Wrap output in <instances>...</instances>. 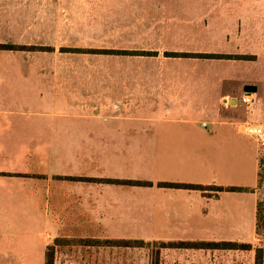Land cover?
I'll use <instances>...</instances> for the list:
<instances>
[{"label":"crops","instance_id":"1","mask_svg":"<svg viewBox=\"0 0 264 264\" xmlns=\"http://www.w3.org/2000/svg\"><path fill=\"white\" fill-rule=\"evenodd\" d=\"M43 5H47L48 9H42ZM45 22H48L49 32L55 34L54 41L41 44L19 40L26 36V33L33 36L42 31L41 23ZM0 37L3 39L0 40V45L48 49L0 48V237H3L0 238V263L45 264L48 253L56 245H66L72 248L63 250L65 260L73 258L87 262L91 254L95 261L103 264L106 257V240L161 243L163 247L158 255L156 253L155 257L150 256L151 263L153 261L155 264H255V248L261 245L263 246L259 248L263 249L264 261V233L256 234L260 172L258 145L256 140L243 133L241 128L244 122L250 121L242 112L244 105L241 103V97L245 88L256 86L258 92V85H264V0H0ZM84 38L100 41L112 39L113 45L108 48H88L86 45V48L82 41L77 44ZM7 39H11V42H3ZM75 49L99 52L69 51ZM106 50L117 53L100 52ZM35 53L49 55L48 61L41 62L38 55L33 58L34 61L25 57L26 54ZM63 54L64 59L61 57ZM67 54L74 55L76 63H83L86 58L84 56H112L118 57L120 62L138 60L126 68H120L128 72L121 78L118 76L119 81L114 86H128L135 93L140 91L146 94L147 89L157 90L162 94L168 93L161 97L173 103V106H177L178 102H204L200 96L206 97L207 92L196 90L198 94L195 98L189 96L188 93L195 92V87H207L208 92H217L219 95L216 101L219 102V107L203 105L197 107V113L210 118V122H204L213 126L215 134L225 132L233 139H245L248 143H253L255 151L252 154L256 160L254 184L216 187L208 182L185 183L204 186V190L159 187L160 192L167 194L162 196L160 201L159 216L154 211L144 216L135 211L132 217L127 215L120 218L125 212H129L128 203L120 204L122 195L127 193L123 189L130 186L127 182L100 179L106 176L104 173L102 175L105 176H98L83 172L70 174L66 171L74 168V157L80 159L81 171L84 165L88 166L89 163L93 165L92 171H99L101 166L118 161L146 160L152 156L151 151L157 146L135 141L136 135L143 132L121 127L110 128L97 131L96 142L82 140L74 145L66 143L65 140L52 139V129L47 135V129L42 130V123L33 120L45 116L67 118L70 114L48 115L34 110L7 108L15 104L7 102L12 100L10 97H15L16 91L9 88L13 84L8 85V76L13 75L10 71H19L25 67L40 69L45 65L52 69V79L42 77L41 80L26 81L33 92H36L35 87L39 88L45 83H52L55 87L58 84L71 87H78L74 86L77 85L75 83L89 84L92 80L90 78L59 77L58 71L68 72L70 67L68 63L60 61H69ZM198 55L230 58H206ZM19 56L26 60L18 61ZM151 60L158 65L152 64ZM140 61L142 62L139 63ZM108 76H111V73L107 78H97L94 82L98 85L113 82H110L113 78ZM13 82L22 87L28 84L21 83L22 80ZM123 91L127 89H119L116 92ZM71 92L72 94L68 95L71 98L69 103L75 101L79 103L77 106L89 104L77 99L78 94H82L77 93L78 90ZM184 94L188 97L182 96ZM45 95L39 96L43 100ZM99 95L96 94V99L87 96L93 103L91 109H108L113 100L109 99L106 104L104 99L98 98ZM34 96L37 95L31 94L30 97L33 99ZM123 97L126 96L123 94L121 98ZM58 99L52 96L40 102L37 98L32 107L40 103L61 102V98ZM233 99H236V105L230 104ZM255 104L256 118L258 121L264 120V108ZM22 105L25 106L24 103ZM69 107H72V104H69ZM87 107L89 108V105ZM126 107L130 105L125 104ZM187 110L184 108L183 111ZM193 110H196L194 106ZM111 118L127 119L120 116ZM254 124L264 127V122ZM69 132L71 131L64 129L62 133L69 135ZM86 132L93 134L92 131ZM69 150L74 152H67ZM148 186L145 188H156L155 184ZM232 188L236 191L230 192H242L243 195L250 193L254 197L255 230L251 244L243 238H197L195 235L199 231L237 230L241 227L238 228L235 224L238 219L235 217L237 221L233 220L232 216L235 214L232 212L225 211L218 216L219 211L216 212L208 203L200 209L196 208V203L190 199L192 203L189 206L185 200H178L180 198L172 200V196L174 198L177 194L186 193L200 194L203 200L210 202L220 200L223 196L221 193ZM117 192H120V195H116ZM154 208L159 209L155 206ZM237 210L236 215H246L242 209ZM228 226L230 227L226 229ZM136 230L153 231V235L146 239L140 238L132 234V231ZM5 231L17 233L10 238L2 236L6 235ZM223 242L253 245L254 249L250 253L249 249L242 248L196 249L170 246L179 243ZM164 244L170 245L165 247ZM131 248L132 246L128 249ZM133 248H136L135 245ZM71 249L75 251L72 252ZM71 253H74L75 257H67ZM60 255L56 260H61ZM131 258L128 257L129 262Z\"/></svg>","mask_w":264,"mask_h":264},{"label":"rangeland","instance_id":"2","mask_svg":"<svg viewBox=\"0 0 264 264\" xmlns=\"http://www.w3.org/2000/svg\"><path fill=\"white\" fill-rule=\"evenodd\" d=\"M41 8H46L47 10L48 6L43 5ZM47 25L48 22L41 23V27H43L42 31L36 32L33 36L29 34L27 35V33L25 32L26 36L21 37V39L19 40L24 41L26 43H33V41H35L36 43L49 44L48 42L55 40V34L54 32H49V29H47ZM0 40H3L2 37H0ZM101 40L102 41H100V39L84 38L78 41L77 44L82 41L81 43L84 46L87 45L88 48L112 47V39ZM3 42H11V39H7ZM37 49L40 50L42 49V47L35 46L32 48V50ZM62 50L65 51V49ZM37 55L40 57L41 62L48 61L49 55H41L40 53H35V55L26 54L25 57H27L30 61H34L33 58L37 57ZM68 55L70 57L69 61H60L64 62L65 64L68 63L70 67H74H69L67 70L68 72H64L65 70L58 71L60 72L59 77L66 78L72 76L77 79L90 78L92 80L89 84L82 85L79 83H75L77 85L74 86L78 87L64 86L58 84L55 87L52 83H45V85H42L39 88L35 87L36 92H33L31 86L26 81L41 80L42 77H49L52 79V69L45 65L42 66L40 69L38 67H25L19 71H10V74L13 75L8 76V85L9 83L13 84L9 88L16 89V91L14 92L15 97H10L12 100H7V102H14L15 104L14 106L10 105L7 108H9L10 110H34L42 113H47L48 115H50L51 113L70 114V116H66L67 118L45 116L33 118V120L42 123V130L47 129V135L51 133L52 129V139H55L56 141L65 140L66 143H72L74 145L82 142V140L86 142H96L97 131H103L110 128L121 127L125 128V130L130 129L132 131L143 132L142 134L136 135L137 139H135V141H144L152 146H157V148H155V150L153 151L148 150L151 151V153L153 154L151 157L147 156L148 158L146 160L137 159L132 160L131 162L125 160L118 161L113 164L101 166L99 171H92L91 169L93 165L92 163H89L88 166L84 165L83 171H81L82 168H80V159H76L74 157V168L66 171L70 174H78V172H83L84 174H93L98 176H105L102 175L104 173L106 174V176L100 177V179L111 180L115 182H127L126 184H129L130 186L129 188H124L123 191L128 193V197H126L127 193L122 195L120 204L123 205L128 203L129 212H125L124 215L120 218H123L127 215L132 217L135 215V211L137 213L139 212L141 216H144L147 213L154 211L157 212V215L159 216L160 201L161 199H163L162 196L167 195L163 191L160 192L159 187H167L171 189L173 188V186L168 185H172V183H180L182 185H185V183L208 182L212 185H215L216 187H220L221 185L252 186L254 184V182L256 181V160L255 155L252 154L255 151L253 143H248V141L245 139H233L231 135L225 132L215 134L213 132V126L208 123L210 122V118L207 115L203 116L199 112L197 113V107H202L203 105H205L206 107L218 105L219 107V102L216 101L218 100L217 98L219 95L217 92L215 93L213 90L208 92L206 90L207 87H195V92L188 93L189 96L191 98H195L194 96L198 94L197 91L207 92L206 97L200 96L202 97V100H204V102H178L177 106H173V103L167 102L161 97L163 95H168V93L162 94L157 90L151 91L150 89H147L148 91L146 94L141 93L137 90V93H135L128 86H114L119 81L118 78L125 76V73L128 72V70L124 71L120 68H126L127 66L132 65L138 60H124L120 62V59H118V57L84 56L86 58H84L83 63H76L74 62V55L67 54V56ZM61 57H63L64 59V54ZM25 60L26 59L22 56L18 57V61ZM141 62L142 61H140L139 63ZM150 62L155 66L158 65V63L153 60H151ZM131 72L132 71L130 70L129 73ZM110 73L111 76L108 77L113 78L110 80V82H113L106 83L103 85H98L96 82H94L97 78H107V75H110ZM14 80H22L21 83L28 84L22 87L16 85L13 82ZM82 81L86 82V80ZM131 88L136 89V87ZM65 89L67 90V92L64 93ZM119 89H127V91H123V93H117L116 91ZM69 90L73 92L74 90H78L77 93L82 94H78L79 97L77 96V99L89 102V104H87L86 106H77V104L79 103H76L75 101L73 103H69L71 98L68 95L72 94V92ZM31 94H35L37 96H34V98L32 99V97H30ZM42 94H46L43 100L42 97L39 96ZM96 94L97 96L98 94H100L98 98L104 99L106 104L109 99L113 100V103L110 102L111 105L108 109H91V106L93 104L91 102V98L93 97L92 99H96ZM123 94L126 97L121 98ZM128 94L130 95L128 96ZM246 94H251L253 96L254 103H257V105H261L259 108H264L263 84L258 85V92L250 93L245 91L243 96ZM142 95H146L147 97ZM52 96H56V98H59L58 100H60L61 98V102L58 101L55 104L40 103L38 106L32 107V103L37 98L41 100L40 102H43ZM87 96L91 98L89 99ZM182 96L188 97L187 94H184ZM243 96L241 97L242 104ZM65 100H67V102H65ZM22 103H24L25 106H23ZM69 104H72V107H69ZM114 104H116V106ZM125 104H129L130 107L125 108ZM88 105L89 108L87 107ZM243 105L244 106L242 112L244 113V116L250 120V122H264V120L258 121L255 116L256 104H253L251 107L246 106L245 104ZM119 106L120 109L118 110ZM190 106L192 108H190ZM193 106L196 110H193ZM184 108L185 110H191L183 111ZM81 114L84 116H82ZM111 116L127 117V119L115 120V118H111ZM204 121L208 122L205 123ZM64 129H68L69 131H71L69 132V135L67 134L68 136L62 133ZM56 131L58 132L55 133ZM86 131H92L93 134H90ZM41 134L43 133L41 132ZM117 136L121 137V135ZM92 138L93 140H91ZM67 152L73 153L74 151L69 150ZM258 162L260 169L259 173L261 184H259L258 186L256 234L261 235L264 233V152H262L259 147ZM123 179H125L126 181H124ZM157 181L163 182L158 183ZM152 184H155L156 187L153 190L145 188L148 185L151 186ZM230 191V189L229 191H223L221 193L223 194V196L220 197V200H211L210 202L207 200H203L200 194L189 195L186 193L177 194V196L174 198L172 196V200L175 201L177 198H180L178 200H185L187 202L186 205L189 206V204L192 203L191 201H189L190 199L196 203V208L200 209L205 207L206 203H208L210 207L212 206V208H215L216 212L219 211L218 216H221L222 213H224L225 211L232 212L233 214H235L234 217L232 216L233 220L237 221L235 217H237L238 219V222H236L235 224L238 228L241 227V229L237 230L219 229L199 231L195 235L197 236V238H243L247 243L251 244L253 243V236L255 230L254 197L253 195H250V193L249 195H243L242 192ZM116 195H120V192H117ZM129 204L131 209H129ZM153 204L156 208L159 209H155ZM237 209H242L243 213H245L246 215L243 214V217L236 215L238 211ZM230 223L231 225L233 224L232 220H230ZM229 227L230 226L225 228L228 229ZM132 232L134 236L144 239L149 238L150 235H153V231L136 230ZM15 233H17V231H5L4 234L6 235L2 236L11 238V236ZM116 242L121 243L115 244ZM104 244L106 249V257L103 264H155L153 263V261L151 263L150 256L155 257L156 253L158 255L159 250L163 247V244L161 245V243L153 244L141 241L127 242L121 240H106ZM134 245L136 248H133ZM169 245L164 244L165 247H169ZM131 246V250L128 249ZM170 246L179 245L172 244ZM261 246H256L255 253L257 249H259V247ZM70 248L72 247H67L66 245H56L54 249L48 253L47 260L48 258H53V264H101L98 263L99 261H95L91 254L89 255V261L87 262L74 260L73 258L70 260H65L66 256H64L63 250ZM252 249H254L253 245H251V248L249 249L250 253L253 252L251 251ZM71 251L74 252L75 250L71 249ZM58 255H60L59 259L61 260H56ZM93 255L95 256V254ZM129 256L132 257L131 262H129ZM67 257H75V254L71 253L70 256ZM250 260H252L251 254ZM25 264L44 263L34 262ZM45 264H47V261L45 262Z\"/></svg>","mask_w":264,"mask_h":264},{"label":"trees","instance_id":"3","mask_svg":"<svg viewBox=\"0 0 264 264\" xmlns=\"http://www.w3.org/2000/svg\"><path fill=\"white\" fill-rule=\"evenodd\" d=\"M0 48H6V49H11V50H32L33 47H27V46H16V45H0ZM40 50H48V49H40ZM74 51H82V52H99L98 50H77L75 49ZM100 52H109V51H100ZM110 53H117L115 51H111ZM122 53H127V52H122ZM134 54V53H132ZM175 56H184L186 54H171ZM199 57H206V58H230L228 56H218V55H212V56H207V55H198ZM259 184H261L260 180V173H259ZM168 186H173L177 188H187V189H200L204 190V186H196V185H182V184H172ZM221 190V189H218ZM231 191H235V188L230 189ZM121 242H116L115 244H120ZM178 247H187V248H202V249H237V248H242V249H250L251 245H238L236 243H230V242H223V243H179ZM53 259V258H52ZM49 259L47 260V264H53V260ZM52 260V261H51ZM263 249L259 248L256 251V263L255 264H263Z\"/></svg>","mask_w":264,"mask_h":264},{"label":"built area","instance_id":"4","mask_svg":"<svg viewBox=\"0 0 264 264\" xmlns=\"http://www.w3.org/2000/svg\"><path fill=\"white\" fill-rule=\"evenodd\" d=\"M243 104L246 106H252L254 103L253 96L246 94L242 98ZM242 132L246 135L251 136L256 140L259 149L264 152V127L261 125L254 124L253 122L247 121L241 125Z\"/></svg>","mask_w":264,"mask_h":264},{"label":"water","instance_id":"5","mask_svg":"<svg viewBox=\"0 0 264 264\" xmlns=\"http://www.w3.org/2000/svg\"><path fill=\"white\" fill-rule=\"evenodd\" d=\"M245 91L246 92H250V93H255L257 91V88L255 86H247L245 88ZM231 105H236V99H233L231 102H230Z\"/></svg>","mask_w":264,"mask_h":264}]
</instances>
